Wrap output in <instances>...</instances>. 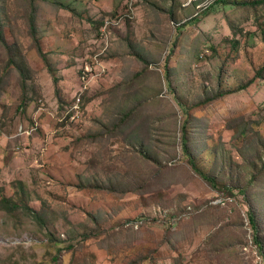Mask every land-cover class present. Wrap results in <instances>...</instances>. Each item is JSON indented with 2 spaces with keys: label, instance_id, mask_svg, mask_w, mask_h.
<instances>
[{
  "label": "rangeland",
  "instance_id": "374dc122",
  "mask_svg": "<svg viewBox=\"0 0 264 264\" xmlns=\"http://www.w3.org/2000/svg\"><path fill=\"white\" fill-rule=\"evenodd\" d=\"M186 2L0 0V264H264V0Z\"/></svg>",
  "mask_w": 264,
  "mask_h": 264
},
{
  "label": "trees",
  "instance_id": "16d2710c",
  "mask_svg": "<svg viewBox=\"0 0 264 264\" xmlns=\"http://www.w3.org/2000/svg\"><path fill=\"white\" fill-rule=\"evenodd\" d=\"M222 1V0H221ZM220 0H218V2L216 3V4H218L219 2H221ZM215 4V5H216ZM210 11V10H209ZM0 35H1V30H0ZM38 48H39V51L42 53V51H41V48H40V45H38ZM263 73L264 72H262V71H259L258 73H257V75H256V77L255 78H264L263 77ZM55 81H56V83H58L59 82V79L58 78H55ZM252 82V80L250 81V83ZM186 139H187V137H186V132L184 133V138H183V141H184V143L185 144H187V142H186ZM194 160L193 159H190V165L192 166V168L206 181V182H208V183H210V184H214L215 183V180H213V178H211V177H209V176H207V175H205V174H203L202 172H200L197 168H196V166H195V163L193 162ZM2 204V206H3V208H5V209H8V210H10V211H19L22 207H21V205L19 204V203H17V202H15L14 200H12V199H9V198H5L4 200H3V202L1 203ZM26 207V206H25ZM26 209L30 212V213H32L33 215H36V216H38L37 215V213L35 212V210L33 209V208H31V207H29V206H27L26 207ZM39 217V216H38ZM248 217H249V222H250V225L252 226V228H254L255 230L257 229V223H256V219H255V217H254V214L253 213H250L249 215H248ZM257 243H259V239L257 238ZM263 250V249H262Z\"/></svg>",
  "mask_w": 264,
  "mask_h": 264
},
{
  "label": "built area",
  "instance_id": "2783aa9c",
  "mask_svg": "<svg viewBox=\"0 0 264 264\" xmlns=\"http://www.w3.org/2000/svg\"><path fill=\"white\" fill-rule=\"evenodd\" d=\"M217 2L218 0H188V2L185 3V6L187 7L193 4L195 11L194 17H197L208 12Z\"/></svg>",
  "mask_w": 264,
  "mask_h": 264
}]
</instances>
